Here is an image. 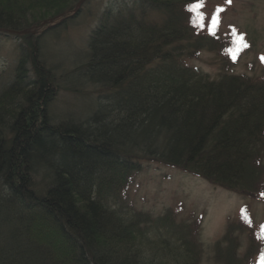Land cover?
<instances>
[{
    "label": "trees",
    "instance_id": "trees-1",
    "mask_svg": "<svg viewBox=\"0 0 264 264\" xmlns=\"http://www.w3.org/2000/svg\"><path fill=\"white\" fill-rule=\"evenodd\" d=\"M9 2L0 0V34L19 45L14 74L0 85V264H147L133 243L137 227L160 229L162 221L163 229H179L177 208L154 220L128 200L134 179L153 167L229 189L250 167L259 172L254 183H264V79L221 73L212 81L188 64L207 48L233 46L217 28L209 34L200 10L202 26H195L188 8L198 0H131L105 9L87 62L60 80L76 95V86L98 87L103 98L65 119L52 110L57 91L44 64L45 34L24 35L25 14L11 4L19 0ZM23 2L47 8L65 1ZM245 219L230 224L224 242H233V254L235 229L245 232L246 259H255L243 264H256L264 242ZM175 252L162 254L174 259Z\"/></svg>",
    "mask_w": 264,
    "mask_h": 264
},
{
    "label": "rangeland",
    "instance_id": "rangeland-1",
    "mask_svg": "<svg viewBox=\"0 0 264 264\" xmlns=\"http://www.w3.org/2000/svg\"><path fill=\"white\" fill-rule=\"evenodd\" d=\"M6 1L10 4L9 0ZM64 1L61 6L52 5L47 8L40 4L28 7L23 0L11 3L16 4L17 10L25 14L19 17L20 24L28 26L24 35H29L30 38L40 35L43 39L45 34L44 64L50 69L55 81L57 96L52 110L59 119L82 116L97 100L103 98L104 90L98 87L76 86L82 92L76 95L60 80L67 72L77 73L87 62L89 38L98 26L103 11L131 2L91 0L87 4H81L82 0ZM218 8L223 11L218 13L217 31L227 47L238 37L243 38L247 47L238 51L235 60L230 55L227 56L225 49L222 52L207 48L189 60L188 64L212 81L217 80L221 73L244 76L251 81L264 79V63L260 59L264 56V0H231V3L226 0H206L199 10L205 17L207 27ZM61 24L63 28H58ZM54 29L56 34H52L51 30ZM239 43L238 41L231 48L239 47ZM18 45V37L0 34V85L10 81L14 74ZM262 166L264 169V159ZM258 174L257 170L248 167L243 183L236 189L170 168L153 167L138 175L128 187L127 193L135 210L150 213L154 220H160L168 210L171 209L174 213L177 208L174 220L179 228L176 229L179 231L174 230V227L163 229L162 221L157 224L160 229L155 226L145 229L143 226L137 227L133 243L141 249L145 262L184 264L187 257L193 258L197 264H243L244 260L247 263L251 261L254 256L246 259L248 237L245 232L240 233L235 229L234 234L239 236V242L233 254L228 253L231 252L233 242H224V236L227 235L230 224L240 223L238 219L242 210L247 212L255 229L260 230L261 225H264V198H261L264 183L255 184ZM165 246L180 254L175 252L174 259L166 254L164 256L162 251L166 249ZM186 250H190L191 256ZM175 257L179 259L177 262Z\"/></svg>",
    "mask_w": 264,
    "mask_h": 264
},
{
    "label": "snow or ice",
    "instance_id": "snow-or-ice-1",
    "mask_svg": "<svg viewBox=\"0 0 264 264\" xmlns=\"http://www.w3.org/2000/svg\"><path fill=\"white\" fill-rule=\"evenodd\" d=\"M227 3H231V0H226ZM203 6V0H198L197 3H193L189 6L188 11L193 13L196 17V23L195 26H202V21H203V15L199 12V9ZM223 11V9L218 8L217 9V13L213 14V16L211 17V21H210V26L208 27V32L210 35H215V31L214 29L218 28V13ZM238 41L239 43V47H235V48H229L227 49V53L230 55V57L235 60L236 58V54L238 53V51H240L242 48H246L247 45L243 43V38L242 37H238L236 39L233 40V45H237ZM261 62L264 63V56H262L261 58ZM261 198H264V193H261ZM245 211L242 210L241 212V218L245 219ZM246 223H249L250 225V221L245 219ZM257 239L261 240L262 242H264V225H261L260 227V234L257 236ZM258 264H264V252L261 253L260 257H259V261Z\"/></svg>",
    "mask_w": 264,
    "mask_h": 264
},
{
    "label": "water",
    "instance_id": "water-1",
    "mask_svg": "<svg viewBox=\"0 0 264 264\" xmlns=\"http://www.w3.org/2000/svg\"><path fill=\"white\" fill-rule=\"evenodd\" d=\"M81 2H82V1H81ZM81 2H80V3H81ZM80 3H79V5H80ZM23 33H24V32H23ZM19 34H20V33H19Z\"/></svg>",
    "mask_w": 264,
    "mask_h": 264
}]
</instances>
